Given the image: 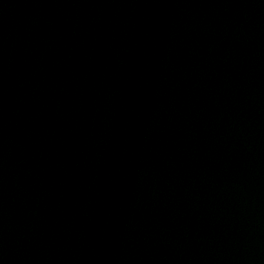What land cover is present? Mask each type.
Wrapping results in <instances>:
<instances>
[{"label":"water","instance_id":"obj_1","mask_svg":"<svg viewBox=\"0 0 264 264\" xmlns=\"http://www.w3.org/2000/svg\"><path fill=\"white\" fill-rule=\"evenodd\" d=\"M0 264H264V0H0Z\"/></svg>","mask_w":264,"mask_h":264}]
</instances>
